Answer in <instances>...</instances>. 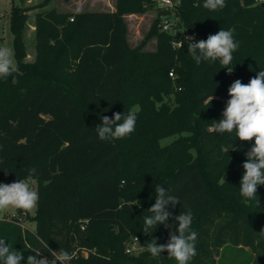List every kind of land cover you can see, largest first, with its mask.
<instances>
[{"label":"trees","instance_id":"obj_1","mask_svg":"<svg viewBox=\"0 0 264 264\" xmlns=\"http://www.w3.org/2000/svg\"><path fill=\"white\" fill-rule=\"evenodd\" d=\"M204 2L182 0L183 26L201 39L233 30L239 48L228 69L247 84L264 70V7L259 0H226L225 8L211 11ZM115 6L40 8L29 59L31 8L12 5L17 71L0 79V183L25 179L35 168L39 202L34 229L19 215L5 214L0 238L23 252L21 264L35 255L30 247L51 260L46 244L68 251L70 264H176L164 252L153 258L146 250L152 239L167 243L178 227L170 217L172 228L143 231L160 185L180 200L175 208L166 206L172 216L193 214L197 255L190 264H221L227 248L245 254L240 264H264V185L258 187V205L239 194L245 153L254 141L208 131L222 118L225 107L216 96L228 92L227 69L218 61L197 65L186 41L175 47L178 37L161 29L160 11L132 47L124 14L155 5L116 0ZM153 38L156 47L146 49ZM132 108L137 121L130 136L99 139L96 126L103 116L127 115ZM136 237L141 249L128 253Z\"/></svg>","mask_w":264,"mask_h":264},{"label":"clouds","instance_id":"obj_2","mask_svg":"<svg viewBox=\"0 0 264 264\" xmlns=\"http://www.w3.org/2000/svg\"><path fill=\"white\" fill-rule=\"evenodd\" d=\"M204 7L211 11L222 10L226 7V0H205ZM185 40L188 41L187 51L197 65L209 62L215 64L218 61L220 67L228 69L234 59L233 53L239 48L231 29H221L216 34L208 35L207 39L196 42H193V36L185 37ZM16 71L13 50L0 46V79L7 80ZM12 83H17L15 78ZM227 91L230 99L226 102L222 118L214 120L208 131L218 134L234 133L235 138L241 142L254 141L250 150L245 153L246 161L242 165L244 172L240 180L239 194L246 203L255 202L258 205V187L264 185V70H260L247 84L242 83L240 79L235 80ZM213 99L211 95L207 103L211 104ZM136 121L135 108L130 109L127 115L116 112L112 117L103 116L102 124L96 126V131L100 140L124 139L135 131ZM229 150H235V146L228 149L227 153ZM28 172L29 175L25 179H17L8 184L0 183V213L9 208L30 212L38 207L39 194L30 183L36 169L32 168ZM155 191V203L148 209L151 215L144 219V233H152L157 225L172 228L173 225L167 223L170 217L174 222H178V227L169 232L167 243L157 244L156 239H152L146 244V250L153 258L167 252L168 258L174 259L176 264H190L197 255V233L191 230L193 214L188 210L172 216L166 206L175 208L180 204L179 198L168 194L160 185H156ZM261 233H264V230H261ZM6 241L0 238V264H21L25 260L23 252L15 250L13 245ZM45 247L53 257L51 260L38 258L41 256V250L30 247L35 255H28L26 264H70L73 257L68 251H53L48 248V244Z\"/></svg>","mask_w":264,"mask_h":264},{"label":"rangeland","instance_id":"obj_3","mask_svg":"<svg viewBox=\"0 0 264 264\" xmlns=\"http://www.w3.org/2000/svg\"><path fill=\"white\" fill-rule=\"evenodd\" d=\"M46 2L45 6L40 7ZM25 4L31 9L29 11L30 15V26L27 31V38L29 43V55L28 58L32 59L34 57L35 49L33 43L34 36V15L37 10L44 7H56L59 10L63 11H84V10H100V9H115L116 0H0V46H7L13 50V33L11 30V9L13 4ZM159 9L156 7L148 8L144 12H133L124 14V19L128 26V40L132 47H137L143 40L145 34L148 32L152 22L158 16ZM156 47V39H151L146 46V49H154ZM14 61L16 64V58L14 54ZM172 138L168 139L170 141ZM13 181H3L2 183L8 184L15 182ZM30 183L34 189L37 190L38 182L36 179H31ZM36 209V208H35ZM34 210L30 212H25L17 210L14 208H9L6 212L0 213L1 216L5 214H16L19 215L21 221L25 226L30 227L31 229L35 228V222L32 220ZM227 248V255L225 254L224 260L221 261V264L232 262L233 260L237 261L235 264H240L246 256L243 253L234 251L229 253ZM84 253H87L86 249L83 250ZM231 264V263H229ZM234 264V263H233Z\"/></svg>","mask_w":264,"mask_h":264},{"label":"built area","instance_id":"obj_4","mask_svg":"<svg viewBox=\"0 0 264 264\" xmlns=\"http://www.w3.org/2000/svg\"><path fill=\"white\" fill-rule=\"evenodd\" d=\"M264 1V0H259ZM155 7L159 9L161 13V29L167 32L172 33L173 35H176L178 38L174 41V46L179 47L181 46V43L183 44L185 41V37L193 36L195 37V40L193 42L199 41L200 34L198 31H190L185 26H183L181 15H180V7L182 5V0H152ZM182 41V42H181ZM231 69L226 70V75L229 79V87L230 85L238 79L235 72ZM171 76H175L174 72H170ZM217 99L221 100L223 102L224 107L226 106V102L230 97L228 96V92L225 95H217ZM0 217H3L0 215ZM141 249V246L139 244L138 238H134V240L128 244L126 250L128 253L138 252Z\"/></svg>","mask_w":264,"mask_h":264},{"label":"water","instance_id":"obj_5","mask_svg":"<svg viewBox=\"0 0 264 264\" xmlns=\"http://www.w3.org/2000/svg\"><path fill=\"white\" fill-rule=\"evenodd\" d=\"M257 5L264 7V1H259ZM164 253L167 254V252H164Z\"/></svg>","mask_w":264,"mask_h":264},{"label":"crops","instance_id":"obj_6","mask_svg":"<svg viewBox=\"0 0 264 264\" xmlns=\"http://www.w3.org/2000/svg\"><path fill=\"white\" fill-rule=\"evenodd\" d=\"M34 27V26H33Z\"/></svg>","mask_w":264,"mask_h":264}]
</instances>
